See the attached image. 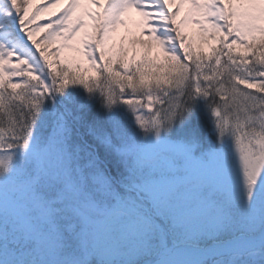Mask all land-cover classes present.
<instances>
[{
    "label": "snow or ice",
    "instance_id": "6c2138e0",
    "mask_svg": "<svg viewBox=\"0 0 264 264\" xmlns=\"http://www.w3.org/2000/svg\"><path fill=\"white\" fill-rule=\"evenodd\" d=\"M0 264H264V0H0Z\"/></svg>",
    "mask_w": 264,
    "mask_h": 264
},
{
    "label": "rangeland",
    "instance_id": "374dc122",
    "mask_svg": "<svg viewBox=\"0 0 264 264\" xmlns=\"http://www.w3.org/2000/svg\"><path fill=\"white\" fill-rule=\"evenodd\" d=\"M36 2L37 3H43V0H40L39 2H38V0H36ZM52 11H56V9H52ZM38 15V20H37V23H39V24H44V23H47L48 21H47V13H38L37 14ZM132 15H134L133 16V18H136V19H138V17L136 16V14L135 13H133ZM37 35L38 36H40V35H42V33H37ZM119 35H124V30L123 29H121L120 30V33H119ZM119 38V36L117 37V39ZM193 38L195 39V34L193 33ZM53 47H54V45H53ZM209 130V129H208ZM207 130V131H208ZM204 131L206 132V129H204Z\"/></svg>",
    "mask_w": 264,
    "mask_h": 264
},
{
    "label": "trees",
    "instance_id": "16d2710c",
    "mask_svg": "<svg viewBox=\"0 0 264 264\" xmlns=\"http://www.w3.org/2000/svg\"><path fill=\"white\" fill-rule=\"evenodd\" d=\"M206 125V124H205Z\"/></svg>",
    "mask_w": 264,
    "mask_h": 264
}]
</instances>
